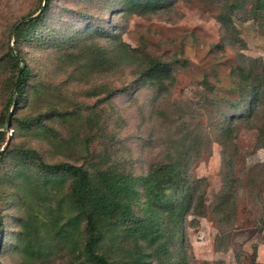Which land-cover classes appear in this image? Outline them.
<instances>
[{"label": "rangeland", "instance_id": "rangeland-1", "mask_svg": "<svg viewBox=\"0 0 264 264\" xmlns=\"http://www.w3.org/2000/svg\"><path fill=\"white\" fill-rule=\"evenodd\" d=\"M119 1L51 0L31 42L23 40L18 47L30 69L28 83L39 82L38 77L52 80L60 94L44 91L26 102V87L15 114L39 109L41 122L16 132L14 123L7 134L10 141L34 147L49 163L63 160L135 177L177 163L179 179L166 193L184 209L181 227L166 244L168 252L155 255L156 250L143 243L144 251L154 253L145 258L147 264H264L261 0H160L153 10L137 14L125 11ZM42 4V0H0V58L13 45V24L38 12ZM87 25L116 35L136 50V56L121 54L122 59L104 65L102 73H97L100 66L97 72H86L83 53L78 57L77 48L72 51L68 46L76 44L75 37ZM46 35L62 45H45ZM91 40L115 54L118 44L112 37L98 33ZM146 56L165 64L164 79L137 82L138 61ZM0 71L7 75L4 67ZM242 75H247L244 81ZM254 87L260 90L258 111L227 124L231 114L246 109ZM112 89L114 93L106 97ZM3 92L0 85V111ZM244 93L249 96L233 109ZM50 105L61 113L48 111ZM17 169L9 158L0 166V179L8 175L0 185V239L5 241L0 264H70L65 249L42 263L17 247L24 204L31 217L50 218L57 200L67 193L69 180L59 187L29 189L34 197L28 207L21 199L27 182ZM60 204L59 215L67 216L66 202ZM110 234L115 237L111 260L127 264L132 238ZM110 240L107 236L104 243Z\"/></svg>", "mask_w": 264, "mask_h": 264}, {"label": "trees", "instance_id": "trees-1", "mask_svg": "<svg viewBox=\"0 0 264 264\" xmlns=\"http://www.w3.org/2000/svg\"><path fill=\"white\" fill-rule=\"evenodd\" d=\"M42 1V9L39 13L36 9L28 13L27 18L23 16L24 20L20 21L21 19H19L13 24L11 31L13 45L8 46L5 55L0 58V68L4 67L7 70V75L6 71H0L1 89L4 91L3 94H6L3 111H0V127L6 123L9 112H11L8 127L0 129V166L8 158L14 161L16 167L18 166L17 174L21 171L20 176L27 182L21 199L28 202V207L32 206L34 197L30 196L32 192H29V189L47 185L59 187L67 180L69 183L65 196L60 197L56 202L58 210L56 209L50 218L43 220L35 218L34 215L31 217L24 204L22 210L25 215L19 218L17 247L25 255L40 259L42 263L55 257L60 250L65 249L70 258V264H120L111 260L109 253L114 250L112 241L115 238L110 233H117L133 240L128 248L132 257L129 258L127 264H147L148 261L145 258L154 255V253L153 250L144 251L143 243L152 246L156 250L155 255L158 251L166 252V244L179 233L181 227L183 220L181 213L184 209L175 206L172 197L166 193L167 189L172 188L175 181L179 179L177 163L162 165L157 170L150 168L142 177L113 170L86 167L83 164L63 160L49 163L34 147H23L20 144L12 143L7 135L14 123H17L14 129L16 132L20 128L27 129L41 122L43 113L39 109L30 111L24 116L15 114L24 99L26 87L29 90L26 102H30L31 99L41 95L44 91L54 93V96L60 94L58 86L52 80L44 82L38 77L40 81H36L39 82L28 83L30 69L25 64L18 47V44L23 40L31 42V35L39 30L37 24L46 15L51 0ZM120 2L125 11L136 14L153 10L160 4V0H120ZM261 6L264 8V0H261ZM36 12L37 15L34 14ZM51 33L55 34V30H52ZM98 33L102 37L110 36L116 40L118 45L115 54L110 53L98 41L91 40ZM115 36L110 35L106 29L87 25V28L81 29L80 34L75 37L76 44L68 47L72 51L77 48L76 56H83V68L86 72L90 70L97 72L96 67L100 66V71L97 73H102L104 71L102 67L114 65L117 60L122 59L121 54L125 57L136 56L134 48ZM60 42L61 40L55 41L50 35H46L44 41L45 45L52 44L56 48L62 45ZM79 52L83 53L82 56ZM138 62L140 64L137 69L139 73L137 82L142 79V82L161 80L167 76V67L155 58L146 56ZM20 66H22V70L17 88L14 90ZM240 72L242 73V69ZM246 78L247 75H242L241 80L244 81ZM114 91L115 89H112L106 97L112 95ZM91 92L97 93L96 91ZM245 95L249 96L245 93L241 95L232 104L233 109H237L240 104H243ZM69 98L79 105L73 96ZM259 98V87H254L246 102V109L238 114H231L227 124L234 118L243 115L253 116L260 106L258 105ZM12 105L14 109H9ZM50 110L57 111L53 105L49 106L48 111ZM227 126L229 125H226L224 131L227 130ZM25 168H27V172L22 171ZM36 170H38L37 173ZM7 178L8 175L5 174L0 179V185L5 183ZM39 198L40 196L37 199ZM60 202H66L67 216L59 215ZM107 236L111 238L108 245L104 243ZM29 242L31 243L27 244ZM4 243V239L1 238L0 247Z\"/></svg>", "mask_w": 264, "mask_h": 264}, {"label": "water", "instance_id": "water-1", "mask_svg": "<svg viewBox=\"0 0 264 264\" xmlns=\"http://www.w3.org/2000/svg\"><path fill=\"white\" fill-rule=\"evenodd\" d=\"M41 9H42V7H41ZM41 9H40V10H41ZM40 10L38 11V13L40 12ZM38 13H36L35 15H37ZM21 70H22V66L19 67V70H18V73H17V77H16V81H15V87H14V90L17 88V84H18V81H19V78H20ZM10 116H11V112H9V115H8L7 121H6V123L4 124L5 126H8L9 121H10ZM3 128H4V126L2 125V126L0 127V129H3Z\"/></svg>", "mask_w": 264, "mask_h": 264}]
</instances>
